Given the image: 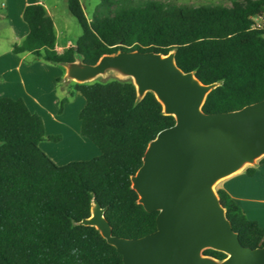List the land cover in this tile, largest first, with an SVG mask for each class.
<instances>
[{"label": "trees", "instance_id": "1", "mask_svg": "<svg viewBox=\"0 0 264 264\" xmlns=\"http://www.w3.org/2000/svg\"><path fill=\"white\" fill-rule=\"evenodd\" d=\"M67 7L81 29L74 47L55 51L53 22L42 5L34 4L22 13L28 34L12 52L61 65L78 56L95 64L119 51L165 55L174 50L179 69L193 72L203 84L221 82L207 94L205 113L236 111L264 100V30L250 29V17L264 14V0L234 1L230 7L100 0L90 19L79 0H67ZM135 90L130 80L115 78L71 84L67 97L75 91L85 100L78 114L81 134L100 155L64 166L39 147L60 137H46L42 118L22 100L0 97V264H123L95 228L76 224L89 216L92 196L105 208L113 236L137 239L156 229L157 213L136 203L130 175L140 167L148 142L174 119L162 114L151 93L136 102ZM216 192L240 244L264 247V228L224 190ZM204 254L225 257L212 250Z\"/></svg>", "mask_w": 264, "mask_h": 264}, {"label": "water", "instance_id": "2", "mask_svg": "<svg viewBox=\"0 0 264 264\" xmlns=\"http://www.w3.org/2000/svg\"><path fill=\"white\" fill-rule=\"evenodd\" d=\"M175 51H119L95 64L81 56L63 62L65 83H93L109 75L130 80L136 102L151 93L174 124L159 131L130 175L136 203L156 211V229L137 239L112 235L105 208L91 199L89 216L77 225L93 227L121 255L123 264H264V247L242 246L216 192L218 184L264 158V100L239 110L207 114L202 106L221 82L203 84L177 66ZM221 252L218 259L204 254Z\"/></svg>", "mask_w": 264, "mask_h": 264}, {"label": "crops", "instance_id": "3", "mask_svg": "<svg viewBox=\"0 0 264 264\" xmlns=\"http://www.w3.org/2000/svg\"><path fill=\"white\" fill-rule=\"evenodd\" d=\"M2 2L0 11L3 26L11 33V40L8 41V50L0 53V97L22 100L30 112L42 118L46 137H60L56 142L47 140L39 143L40 149L56 165L64 166L70 162L98 157L100 151L80 131L78 114L85 104L83 96L74 91L70 97L71 103L58 113V102L70 93L72 84L64 82V68L41 60L33 61L29 53L21 55L12 52V46L21 44L28 34L22 13L26 6L34 4L42 5L53 22L55 51L62 54L68 47H74L80 34L72 36V17L67 0ZM58 78H62V81L57 82ZM246 168L228 176L217 187L229 195L249 220L264 228V164L257 163L251 175L245 172Z\"/></svg>", "mask_w": 264, "mask_h": 264}, {"label": "rangeland", "instance_id": "4", "mask_svg": "<svg viewBox=\"0 0 264 264\" xmlns=\"http://www.w3.org/2000/svg\"><path fill=\"white\" fill-rule=\"evenodd\" d=\"M81 5L84 8V12L86 14V18L90 19L96 12L97 7L100 4V0H79ZM131 5H137V4H143L144 2L148 1V0H127ZM156 1H160V2H165L167 3H174L177 5H190L192 7H199V6H210V5H214V6H223V7H230L232 2L234 1H238V2H242V0H156ZM2 0H0V5H1ZM71 21V28H72V36H74L75 34H80L81 35V29L80 26L78 25V23L76 22V20L74 18H70ZM4 20L1 17V11H0V53L8 50V41L11 40L10 36L11 33L4 28L3 26ZM76 36V35H75ZM30 59H33V57L31 56ZM34 61V59H33ZM28 61H26L25 63H27ZM55 66H59L60 65H55ZM115 78V76L113 75H109L106 78H103L102 80H109V79H113ZM66 96V95H64ZM63 96V97H64ZM61 97L60 100L63 98ZM67 97V96H66ZM68 102L63 104V108L65 107V105H67L68 103H71V99L69 97H67ZM60 100L58 102V110H59V104H60ZM70 109H73L70 108ZM71 111V110H69ZM47 141V140H44Z\"/></svg>", "mask_w": 264, "mask_h": 264}, {"label": "built area", "instance_id": "5", "mask_svg": "<svg viewBox=\"0 0 264 264\" xmlns=\"http://www.w3.org/2000/svg\"><path fill=\"white\" fill-rule=\"evenodd\" d=\"M250 21V29L264 30V14L251 16Z\"/></svg>", "mask_w": 264, "mask_h": 264}]
</instances>
